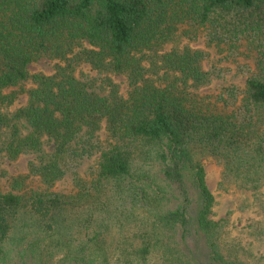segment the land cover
I'll use <instances>...</instances> for the list:
<instances>
[{
    "label": "trees",
    "instance_id": "obj_1",
    "mask_svg": "<svg viewBox=\"0 0 264 264\" xmlns=\"http://www.w3.org/2000/svg\"><path fill=\"white\" fill-rule=\"evenodd\" d=\"M200 32L223 60H253L242 86L177 46ZM41 57L54 74L28 72ZM81 63L125 76L126 95ZM0 154L27 158L0 189V264H264L226 243L202 164L220 186L264 185V0H0Z\"/></svg>",
    "mask_w": 264,
    "mask_h": 264
},
{
    "label": "rangeland",
    "instance_id": "obj_2",
    "mask_svg": "<svg viewBox=\"0 0 264 264\" xmlns=\"http://www.w3.org/2000/svg\"><path fill=\"white\" fill-rule=\"evenodd\" d=\"M187 45L190 48L202 50L206 53V60H204V66L207 68L212 65L216 68H220L222 75L225 76L230 82L239 86L243 85L245 77L248 75L249 70H253V60L247 55H238L236 62L231 59L223 60L224 56H220L216 49L209 48L205 44V38L203 32L196 35L194 40H190L186 37H180L178 45L179 47ZM174 44H167L165 50L173 47ZM240 52H245V48L241 47ZM55 61L48 60L41 57L35 62L28 65L27 70L30 74L42 73L44 75H52L55 72ZM247 64L248 66H241ZM75 74L80 76H88L93 80L102 76L110 77L111 81L118 86L121 95L125 96L128 87L126 78L123 75L98 73L93 70L88 64L81 63L76 67ZM235 75L234 78H232ZM232 76V77H231ZM230 78V79H229ZM98 84V82H96ZM32 87L30 81L23 82L20 86L9 88L5 93L15 92L16 99L13 104L7 107L8 111L16 110L26 103L27 96L25 91ZM215 88V86L213 87ZM212 88V89H213ZM102 93H107V88H101ZM206 93V90L201 91ZM103 139V137H101ZM27 158L19 157L15 161H6L0 154V189L7 191L9 178L19 175H25ZM94 164V158L88 159L83 165V169ZM202 164L205 170V179L214 196L213 206V218L215 220L227 219V226L224 229L226 232V243L230 245H239L247 253L243 254V258L253 263L260 262L264 257V239L262 241L254 240L249 235V226L257 222L260 219V215L257 210V200H264V185L259 193L253 194L251 191L239 190L230 185L220 186L221 170L210 158L202 160ZM35 182V180H34ZM70 180L61 182L52 189L56 192H68L70 189Z\"/></svg>",
    "mask_w": 264,
    "mask_h": 264
}]
</instances>
